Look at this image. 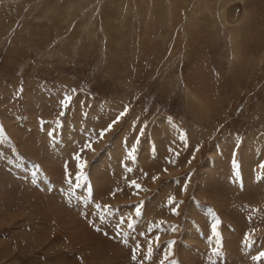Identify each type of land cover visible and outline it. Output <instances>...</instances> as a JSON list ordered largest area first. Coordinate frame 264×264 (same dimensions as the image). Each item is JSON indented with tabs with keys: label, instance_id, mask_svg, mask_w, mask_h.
I'll list each match as a JSON object with an SVG mask.
<instances>
[{
	"label": "rangeland",
	"instance_id": "obj_1",
	"mask_svg": "<svg viewBox=\"0 0 264 264\" xmlns=\"http://www.w3.org/2000/svg\"><path fill=\"white\" fill-rule=\"evenodd\" d=\"M0 125V264H264V0H0Z\"/></svg>",
	"mask_w": 264,
	"mask_h": 264
},
{
	"label": "snow or ice",
	"instance_id": "obj_2",
	"mask_svg": "<svg viewBox=\"0 0 264 264\" xmlns=\"http://www.w3.org/2000/svg\"><path fill=\"white\" fill-rule=\"evenodd\" d=\"M121 115H124V113H121ZM115 122H116V121H114L113 123H115ZM111 127H112V125H109L108 129L102 130L101 133H100L101 137L104 135V132L110 130ZM0 129H2V125H0ZM181 139H184V137H181ZM85 147H86V148H91V144H87V145H85ZM81 151H83V149H81ZM74 159L77 160L78 162H80V163H79V167H81V168L84 167V163H85V162H83V161L81 160V156L79 155V153H77V154L74 156ZM234 164H235V161H234ZM237 167H238V165H237ZM262 167H264V166H262ZM154 179H155V177H154ZM69 183H71V180H69ZM132 183H133L137 188L140 187V185L135 184V181H133ZM169 202H170V203H175V198H174V197H170V198H169ZM97 207H99V205H97ZM140 214H141V213H140V209L137 208V210H136V215H140ZM219 224H220V221H219V219H217L216 222L212 225V231H213V234L216 236L218 242H219V240H220V238H221V234H220V232L217 231V226H218ZM131 226H132V225L130 224L129 227H131ZM97 230L99 231L100 229H97ZM173 230H174V229H173ZM249 238H250V237H249ZM173 243H174V242H173ZM149 253H151V248H149ZM261 258H264V251H261V252H259L258 255L254 256V257H253V260L259 261ZM133 259H135V256H133ZM173 264H176V262H173Z\"/></svg>",
	"mask_w": 264,
	"mask_h": 264
},
{
	"label": "crops",
	"instance_id": "obj_3",
	"mask_svg": "<svg viewBox=\"0 0 264 264\" xmlns=\"http://www.w3.org/2000/svg\"><path fill=\"white\" fill-rule=\"evenodd\" d=\"M206 213H210V214L212 215L213 218L209 219L210 221H212V220H214V219L217 220V219H216V215H215L216 213L213 212V210H210V209L208 208V212H206Z\"/></svg>",
	"mask_w": 264,
	"mask_h": 264
}]
</instances>
